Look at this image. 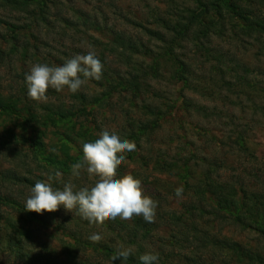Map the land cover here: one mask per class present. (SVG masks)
Returning a JSON list of instances; mask_svg holds the SVG:
<instances>
[{
    "label": "trees",
    "instance_id": "obj_1",
    "mask_svg": "<svg viewBox=\"0 0 264 264\" xmlns=\"http://www.w3.org/2000/svg\"><path fill=\"white\" fill-rule=\"evenodd\" d=\"M242 2L244 6L241 5ZM250 5L264 10V0H204L199 2L195 8L174 9L172 6L169 7L164 16L156 19L161 28L165 29L164 33L144 29L145 35L153 34L155 39H159L165 45L164 48L159 47L158 52L151 55L150 62L146 65L143 60L145 55L151 54L150 50H147L141 43L131 41L118 33H110L111 39L106 43L98 42L99 47L108 55L117 57L118 61L126 66L129 78L118 80L117 74L109 73L110 68L104 69L101 80L90 79V82L101 86L105 93L100 97L91 98L80 94L78 96L80 106L77 108L65 106L63 103L56 107L50 105L41 106L39 109L33 107L26 100V83L20 86L21 98L15 94H4L0 90V157L11 156L23 167L29 165L26 162L29 158L30 162L46 176L54 175L59 171L61 179L59 182H52L54 188L62 187L63 183H68V179L74 185L75 190L85 187L82 184L83 180H78L71 175V166L82 159V145L98 139L99 128L96 125V114L100 106L104 107L109 104L113 94L126 92L122 100L128 99L132 104L141 92L149 90L150 86L146 82L150 79L157 80L161 70L168 71L170 79L174 83H180L182 88L192 93L198 92V88L194 86L192 79L190 80L194 75L191 69L193 63L181 58V51L185 44L193 45L197 50L195 54L205 57L206 60L211 57L216 61L212 72L216 71L219 79H212L211 86L201 87L199 90L215 94L222 99H228L227 93H234L235 96L238 94H246L248 97L256 95L264 100V87L247 78L248 67L244 65L242 67L236 62H233V66H228L224 61L232 63L231 59L224 58L225 53L221 51V48L212 47L211 42L212 37L220 40L231 38L237 40L238 43L248 38L257 44V57L264 59V16H256L253 10L248 8ZM50 6L56 7L57 4L54 0H0V8L6 7L11 12L26 14L31 19L29 23L21 25L6 23L0 19V25H3L6 31L5 33L0 32V65L9 54H17L23 61L30 57L29 48L31 47L25 33L33 37L30 31L37 29L40 23L48 27ZM77 20L82 23L81 18ZM87 21V18L84 19L83 24L85 25ZM66 22L68 25L73 24L69 20ZM80 22L77 24L80 25ZM32 24L33 27H31ZM227 29L230 31H226ZM227 32L231 34L228 37ZM165 34H168L166 38ZM21 37L26 39L23 41ZM34 39L37 42L35 37ZM21 42L23 45L20 44ZM32 49L37 50L36 47ZM142 54L143 58L137 62L134 56ZM33 56L37 58L34 53ZM99 56L102 58L100 51ZM240 68L243 74L238 72ZM225 91L226 94L223 95ZM167 109L171 115L175 107L170 105ZM196 109L203 111L199 107ZM158 111L162 114L160 107L148 113L159 118ZM127 124L130 125L125 128L127 132L124 138L134 141L136 149L124 153L125 160L118 166L117 175H127L128 171H125L124 164L128 166L132 164V161L140 160L146 165L145 167L150 165L152 171L162 175L167 180V184L170 185L172 177L176 179V182L180 181L186 199H191L183 207V212L178 215L171 214L172 220L169 221L181 228L180 233L175 232L171 237L175 239L174 243H177L179 235L180 238L186 236L191 243L203 247L208 246V249L217 252V256L223 257L225 263L264 264V253L258 248L259 245L264 247V192L236 189L227 183H220L211 177L209 171H203L198 175L196 170L188 167L187 163L179 165L173 159H159L155 155L139 156L141 149L148 152V148L142 145L160 128L159 122L153 120L149 123L148 120L137 119L136 121L130 120ZM237 139L239 147H243V137L237 136ZM150 153H152L151 149ZM128 174L134 173L130 171ZM28 175L29 177L20 175L16 171L0 169V184L6 182L30 191L37 180L43 181L41 175L34 176L30 173ZM196 177L198 180L192 182ZM14 199L0 195V205L3 203L20 213L17 217L8 214L0 215V235L2 236L0 240L3 247L20 257L25 264H94L89 258H83L76 250L80 241L79 232L89 224L87 220L82 221V218L74 212L76 215L73 220L76 221L78 218L79 221L67 234L69 241L63 239L61 242H56L57 245L61 243L60 253L57 254L49 244V241L54 238L48 235L45 238L49 240H42L39 235L40 229L37 228L38 225L40 228L44 225L43 228L48 227L46 224L52 223L51 217L47 220L35 212L25 211L22 200ZM207 216H211L219 223L226 222L227 225L237 227L241 231L255 234L256 242L253 245H244L239 241L220 238L212 230L214 226L211 222L206 224L207 228L199 227L200 224L196 223L204 219L207 221ZM112 221L118 225L119 241L128 245L126 248H130L131 245L134 247L128 260L112 261L111 257L118 248L117 246L111 248L94 243V246L89 245V247L97 252L98 257L110 264H139L138 258L146 253V250L143 245L135 242L137 234L140 235L139 240L144 241L153 231H157L156 228H153L151 223L144 222L142 217H133L131 220L117 217ZM181 230H185L186 233L182 234ZM34 246L39 249L36 253L33 251ZM170 255L169 252L158 255V264H170L168 261ZM193 261L199 264V259L196 258ZM98 263L99 258H96V264Z\"/></svg>",
    "mask_w": 264,
    "mask_h": 264
},
{
    "label": "rangeland",
    "instance_id": "obj_2",
    "mask_svg": "<svg viewBox=\"0 0 264 264\" xmlns=\"http://www.w3.org/2000/svg\"><path fill=\"white\" fill-rule=\"evenodd\" d=\"M54 1L57 6L49 7L48 20L50 23L48 27L40 23L37 29L30 31L33 37L29 33H25L31 47L29 48L30 57L23 61L19 59L17 54H9L0 65V90L4 94H15L21 98L20 86L25 83V74L29 72L33 64L45 63L49 66H60L66 59L77 54H86L88 50L97 53L104 65L103 70L110 68L109 73L117 74L118 80L128 79L126 66L118 61L119 59L114 55H108L103 51L98 42L106 43L109 41L111 39L110 33H118L131 41L139 42L151 53L144 57L143 62L146 65L150 62L151 55L157 53L158 48H164L165 45L159 39H155L153 34L145 35L144 29L158 30L164 33L165 29L161 28L156 19L164 16L169 7L172 6L174 9L195 8L199 2L204 0ZM241 5L244 6V3L242 2ZM248 8L253 10L256 16H264L262 8L252 5ZM80 18L82 23L77 20ZM86 18L88 21L84 25L83 20ZM0 19L6 23L19 25L31 21L28 15L11 12L6 7L0 8ZM67 20L73 24L68 25ZM77 22H80V25ZM226 31L230 30L227 29ZM0 32H6L3 25H0ZM167 35L165 34V38ZM230 35L227 32V37ZM34 37L37 42L34 41ZM25 39L22 38L21 40L24 41ZM211 40L212 47L221 48V51L225 53L224 58L231 59L232 63L227 60L224 61L228 66H233V62H236L241 66L248 67V80L254 83L258 82L259 86L264 87V59L260 56L257 57V44L254 41L244 38L242 43H238L235 39L220 40L215 37H212ZM20 44L23 45L22 42ZM34 47H36V51L32 49ZM99 51L102 52V58L99 56ZM196 51L193 45L185 44L181 51V58L193 63L191 69L194 75L190 80L192 79V83L198 88V92L192 93L182 88L180 83H174L170 79L168 71L161 70L157 80L150 79L146 82L150 86L149 90L141 92L132 104L129 103L128 99L122 100L126 94V92H122L113 94L107 106L98 108L96 114V125L99 128L98 138L99 133L105 128L114 130L124 138L127 132L125 128L130 125L127 122L130 120H148L149 123L156 120L159 122L160 128L148 137V141L143 143L142 146L147 147L148 152L141 149L139 156L155 155L159 159H173L179 165L187 163L188 167L191 170H196L198 175L203 171H209L211 177L220 183H227L236 189L264 192V112H262L264 100L256 95L248 97L246 94H238L235 96L234 93H227L228 99H222L215 94L199 90L201 87L211 86L210 81L212 79L218 80L219 75L216 71L212 72V67L216 65V61L211 57L206 60L205 57L195 54ZM33 53L37 55V58L33 56ZM134 57L139 62L143 58V54ZM238 72L243 74L241 68ZM225 78L227 79V77ZM104 93L105 90L101 86H96L88 80L74 94L69 92L67 88L62 92L50 88L46 93L47 100L32 101L28 99L27 93L26 100L38 109L44 105L56 107L60 103L77 108L80 106L78 99L80 94L86 98H91L93 96L100 97ZM224 94L226 91L223 92ZM170 105L175 107L171 115L167 109ZM158 107L162 110V114L160 111L157 112L159 118L148 113V111L154 112ZM197 107L202 108L203 111H197ZM237 136L243 137V147H239ZM150 149L152 153H150ZM26 162L29 165L23 167L19 161L11 156H1L0 169L2 171H16L27 177H29L28 173L34 174V176L41 175L43 181H47L45 173L39 171L29 158ZM125 165V171L133 172L132 175L141 181L144 193L158 201L155 222L151 223L157 231H153L144 241L139 240L140 235L137 234L136 243L143 245L146 252L156 255L169 252L171 254L168 258L170 264H195L193 260L196 258L199 259V264H234L225 263V259L217 256V252L208 249V246L203 247L191 243L186 236L180 238L179 235L177 243H174L175 239L171 237L175 232L180 233L181 228L169 221L172 220L171 214L178 215L183 212V207L191 200L186 199L184 192L181 197L176 196L175 189L182 187L180 181L177 180L176 182V179L172 177L170 185L167 184V180L162 175L152 171L150 165L145 167L146 165L140 160H134L132 164ZM32 177L31 175V179ZM197 177L192 182H196ZM79 179L83 180V186L91 187L95 177H89L86 172H82ZM69 180L68 183H71ZM29 194L30 191L24 187H16L6 182L0 184L1 197L6 196L9 199L11 197L13 200L16 198V200H22L24 204ZM6 214L15 217L20 216L17 210L1 203L0 215ZM39 215L47 220H49L48 217H51L52 223L46 224L48 227L43 228L44 225L40 228L38 225L37 228L40 229L39 235L42 240H49L45 238L48 235L56 239L50 240L49 244L59 254L61 243L57 245L56 242H61L63 239L69 241L67 234L71 229H74L79 219L74 221L73 217L76 214L65 211L62 206L55 212H44ZM206 218L207 221L204 219L196 224H200L199 227L201 228H207L206 224L211 222L214 226L212 230L220 238L239 241L244 245H253L256 242L257 236L253 233L241 231L237 227L227 225L226 222H223L225 224L219 223L211 216ZM59 225L61 226L59 227ZM93 233L102 236L99 244L111 248L121 245L128 247L119 241V228L112 219L106 220L103 224L89 223L79 232L80 241L76 250L83 258H89L94 264H96V258H99L98 264H110V262L98 257L97 252L89 247V245L94 246L95 243L88 238ZM181 233L186 232L181 230ZM172 241L173 243H171ZM262 246L259 245L258 248L264 253ZM130 248L133 250V245ZM33 251L36 253L39 249L34 246ZM0 264L25 263L20 260V257L3 247L0 240Z\"/></svg>",
    "mask_w": 264,
    "mask_h": 264
},
{
    "label": "clouds",
    "instance_id": "obj_3",
    "mask_svg": "<svg viewBox=\"0 0 264 264\" xmlns=\"http://www.w3.org/2000/svg\"><path fill=\"white\" fill-rule=\"evenodd\" d=\"M104 65L93 50L86 54H77L66 59L60 66L35 63L25 74L28 99L36 102L47 100V91L57 92L65 88L71 93L78 92L90 79L101 80ZM136 144L122 138L114 130L105 128L99 138L82 145V159L71 166V175L79 178L82 172L95 177L91 187L75 190L72 183H63L62 187H53L52 182H59L61 173L49 174L47 181L37 180L25 200L24 209L28 212L52 213L62 206L67 212H75L91 224H103L108 219L120 217L131 220L142 217L144 222H155L158 201L144 193L142 183L131 174L118 176V166L125 160L124 153L135 151ZM183 188L175 189L179 198ZM89 240L98 243L102 236L93 233ZM132 249L118 247L112 261H127ZM139 264H158V255L146 252L139 256Z\"/></svg>",
    "mask_w": 264,
    "mask_h": 264
}]
</instances>
